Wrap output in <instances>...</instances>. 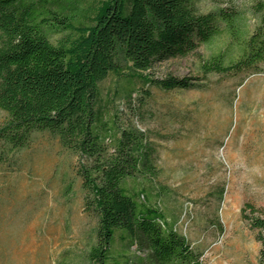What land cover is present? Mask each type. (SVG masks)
<instances>
[{"label": "trees", "instance_id": "obj_1", "mask_svg": "<svg viewBox=\"0 0 264 264\" xmlns=\"http://www.w3.org/2000/svg\"><path fill=\"white\" fill-rule=\"evenodd\" d=\"M84 1L0 0V143L14 153L27 149L34 133L47 132L78 158L83 210L97 218L91 264H203L150 203L159 177L155 144L132 119H105L100 84L114 75L140 80L147 95L150 86L200 89L188 77L155 78L149 71L223 34L226 48L203 61L200 72L259 73L264 4L255 6L253 31L243 32L237 12L200 13L196 0ZM136 92L128 89L126 97ZM242 218L256 232L264 264V210L247 203Z\"/></svg>", "mask_w": 264, "mask_h": 264}, {"label": "rangeland", "instance_id": "obj_2", "mask_svg": "<svg viewBox=\"0 0 264 264\" xmlns=\"http://www.w3.org/2000/svg\"><path fill=\"white\" fill-rule=\"evenodd\" d=\"M259 3L196 0V7L237 12L240 30L251 32ZM228 41L223 34L149 71L188 77L200 89L150 86L147 95L140 80L111 75L100 84L101 109L105 119H132L155 144L159 177L150 203L203 264H258L260 244L242 210L247 203L264 210V63L256 74L204 76L200 64ZM128 89L137 91L131 100ZM4 118L0 111V124ZM77 165L47 132L34 133L29 147L14 153L0 143V264H91L97 218L84 213Z\"/></svg>", "mask_w": 264, "mask_h": 264}]
</instances>
